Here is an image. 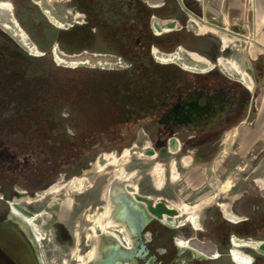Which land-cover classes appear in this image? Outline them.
I'll list each match as a JSON object with an SVG mask.
<instances>
[{
	"label": "rangeland",
	"instance_id": "rangeland-1",
	"mask_svg": "<svg viewBox=\"0 0 264 264\" xmlns=\"http://www.w3.org/2000/svg\"><path fill=\"white\" fill-rule=\"evenodd\" d=\"M3 1H7L10 8H13V15L15 16V5L13 0ZM31 1L38 3V8L41 12H44L43 9H46L60 21L64 25L61 29H67L71 27V25L83 21V14H78V12H76L70 5V0ZM142 1L146 4H155L157 2H171L172 0ZM26 16L28 17L23 23L19 22L17 19H15V21L19 28L27 35L29 42L35 46L37 50L36 54L31 53L23 46L20 39L14 36L12 30H7L2 26L9 21V14L0 8V83L7 84V87L20 81L23 83L22 87L26 90L32 89L37 93L40 92L42 94H40L41 97L55 95L58 99H62L63 95L57 96V92L68 91L67 93L70 99L67 97V102L72 104L73 100H83L82 97H84L83 94H85L83 87L90 85L89 82H91V80L99 79L100 77H123L121 71L130 67V64L124 62L119 56L106 51L102 43L97 42L92 49L71 53L62 50L56 42H53L49 46V40L45 30V25H47L45 22L48 21L47 15H44V21L40 16L36 17L32 14ZM177 21L178 24L173 22L163 23L151 18L150 28L155 35L160 36L181 32L177 36H173L172 43L176 42L171 50L162 49L157 45H152L150 47V55L154 62L165 65L173 64L181 70H184L189 76H199L202 80H209L227 86L233 85L234 80L240 79V76L228 65L224 67L223 64L217 63L216 59L221 56L227 57L233 52L237 54L241 53L243 49L241 41L238 39H230V47L232 49H227L222 52L220 51L222 43L217 35L206 32L196 36L194 32L200 33L201 31H198L193 23H188L185 15H180ZM17 47H20L31 56L43 58L41 60L43 63L41 62L42 65L40 66V70L42 69L44 71L39 73L35 67V62L26 59L25 56L17 51ZM153 48L162 54H172L180 51V59L169 62L158 61L153 54ZM55 50H57V55L60 60H62L61 62L57 61ZM189 53L200 56L206 60V62L196 60ZM183 64L190 68L183 67ZM93 69L94 71H92ZM261 77L262 76H260V84L252 89L253 91L250 95L249 102L251 101L252 105L250 108L248 105L245 110V113L248 114L249 112L246 123H249L253 119L258 110L259 105L257 104V99L258 93L261 90ZM53 85L54 87L61 88L62 91L59 88L53 89ZM5 98L7 103H11L17 96L10 95ZM6 105L0 109V123L2 121L3 126L13 129V124L18 121V117L12 106L7 105V107ZM239 123L240 118L229 126L224 127L213 136L198 135L195 138H191L193 135L192 133L180 132L179 134L175 133L167 136H158L155 130L148 131L139 129L136 131L135 139L128 146L120 150L113 149L110 151H103L98 155L110 153L112 156L108 159H104L103 156H101L100 162L106 164L110 163L114 157L116 158V164L118 163L116 168H121L122 172L126 173V176L134 173V177H136L134 178V186L129 185L127 190L132 192L137 199L145 201L150 206L153 205L161 211L163 210V215H165L163 216L165 218L164 221L167 222V224L176 227L181 224V226L178 227V233L185 236L184 238L180 236L181 238H197L200 242L197 239L192 240L195 245L212 246L211 243L206 242L210 240H208L205 235L207 229L205 227V222L210 218L212 209L214 210L217 208L221 211V215L225 216L221 206H227L231 213L230 220L236 222L246 218L243 209L246 208L247 197L258 196L262 197L264 200V140L258 142L254 149L247 153H245V151H239L237 149L238 143L236 133L239 127L243 125ZM44 124L46 123H42V125ZM55 124L57 127L60 126L56 122ZM36 129L34 133L37 134V132H39L38 129L43 130L45 128L37 127ZM233 129L235 135L232 144L228 146L227 151L222 152L220 155L224 158L221 165L224 167L225 171L215 175L217 181L215 184H212V186H207L200 191H191L185 186L182 180L183 171L194 163H207L210 161L214 154L221 149L220 140L224 133ZM69 132L71 131L69 130ZM125 150H127L126 155L122 156ZM168 150L170 152H168ZM98 155L91 163L96 161ZM171 159H175L176 161L175 170L170 166ZM157 163L163 164V169L160 170V175H162V177H156L152 171L150 172ZM87 168L90 169L91 167L87 165ZM113 168L114 167L109 164L105 170L104 176H101L99 180H94L92 186L86 181H68L74 177H80L82 175L81 172L73 174V176L70 177H65L64 174H61L50 184V186H52L58 181L67 180L61 192L44 195L41 201L30 205L22 203L32 214H37L35 221L37 224L36 233L43 238L39 249L44 264H78L76 256L86 253L89 247L85 232H90L92 226L91 221H82L80 227H83L84 230L80 234V239L77 242L72 233H68L66 227H63V229L67 234V238L61 239L57 237L54 221L59 220L65 222L71 229L80 214L84 213L93 216L97 212L102 211L106 203L105 199L102 197V193L106 184L109 182L108 179H110ZM176 174L178 177L173 180L172 178H174ZM19 180L23 182L22 178ZM24 180L22 184L28 183L29 185L34 182V179L26 180V178H24ZM0 188L5 190V192H2L0 189L1 217L3 212L7 211L11 206L10 202L17 198L13 195L14 185L11 187L12 189L9 188L7 184L0 185ZM15 188L26 191L24 187ZM6 193L7 195H5ZM63 198H71L75 202L71 221H69L68 218L57 215V203ZM78 202L81 204L79 208L76 207V203ZM26 214L30 216L29 213ZM192 219H196L198 228L192 227ZM233 238L262 243L264 247V230L259 232L257 237L231 235L230 240ZM231 247L232 244H229V248L223 255L222 260H208L209 264H236L230 256ZM243 250L252 257L251 264H264V257L250 249L245 248ZM213 251L215 252L214 248ZM213 251L210 250L209 253ZM218 253L219 252L216 254ZM262 254H264V250ZM256 258H258V261L255 260Z\"/></svg>",
	"mask_w": 264,
	"mask_h": 264
},
{
	"label": "trees",
	"instance_id": "trees-1",
	"mask_svg": "<svg viewBox=\"0 0 264 264\" xmlns=\"http://www.w3.org/2000/svg\"><path fill=\"white\" fill-rule=\"evenodd\" d=\"M70 5L84 15L85 22L67 29L48 25L45 30L49 46L56 42L62 50L71 53L102 43L106 51L119 56L130 67L121 71L123 77L91 80L90 85L83 87V100H73L72 104L67 102L68 91L57 92V96L63 95L58 99L55 95L41 97L40 92L26 90L20 81L10 87L0 83V109L6 104L12 106L18 117L13 129L0 123L3 154L0 185L11 188L20 178L23 179L20 183H24V178L51 183L61 173L72 176L86 168L99 153L128 146L135 139L137 129L150 123L149 116L166 109L175 94L202 81L176 65L158 64L151 58L152 45L171 50L176 42L172 43L173 36L181 33L153 34L151 17L163 15L161 9L151 8L142 0H70ZM171 6L170 13H173L176 5ZM16 49L35 62L39 73L44 71L40 70L43 58L31 56L20 47ZM256 67L257 76H262L263 65L257 63ZM6 95L17 98L7 103ZM37 127L45 129H38L36 134ZM16 161L21 163L19 175L14 169ZM34 162H38L37 168L32 167ZM22 185L28 186V183ZM243 211L246 218L235 224L215 215L227 230V236L235 233L257 237L264 230L262 197H247ZM227 236L221 247L224 253L229 248Z\"/></svg>",
	"mask_w": 264,
	"mask_h": 264
},
{
	"label": "flooded vegetation",
	"instance_id": "flooded-vegetation-1",
	"mask_svg": "<svg viewBox=\"0 0 264 264\" xmlns=\"http://www.w3.org/2000/svg\"><path fill=\"white\" fill-rule=\"evenodd\" d=\"M3 2H7V1H3ZM13 2L15 5L14 8L15 16L13 15L12 7H11V13L10 11L5 10L6 12H8L9 20L11 22L12 19L10 18L12 17L14 18V20L17 19L19 22L23 23L24 20L28 17L26 15L30 16L31 14L36 17L38 16L43 17L44 18L43 21L45 20L46 14H44V12H41L39 10L38 8L39 5L37 2L35 1L32 2L31 0H13ZM38 11L40 12V14H38ZM47 19H48L47 21L48 23L45 22L47 24L45 25V28H47L48 25L55 26L59 29L62 28L54 24L48 17ZM84 22L85 21L83 15V21L77 22L76 24H81ZM233 85L227 86L224 84H217L209 80H202L200 82H197L194 84V86L191 89L182 93L180 92L175 94L171 99L169 106L166 109L158 111L154 115L149 116L150 123L148 125H141V127H139L137 130L139 129H145L148 131L155 130V133L158 136H167L175 133L179 134L180 132L192 133L193 135L191 136V138L192 137L195 138L198 135L213 136L217 134L219 131H221L224 127H227L230 124L236 122L238 118L244 116L243 113L246 112L245 110L250 99L249 91L245 87L241 86L236 80H234ZM2 155L3 154L0 151V157ZM32 164H33L32 167L34 168L38 167V162H34ZM86 168L81 169L77 173L82 172V170ZM14 169L15 172L19 175L21 172V163L19 161H16V163H14ZM61 174H64V176L67 177L65 173H61ZM61 174H59L58 176H60ZM72 179L68 181H71ZM63 181L67 182V180H63ZM122 182L127 184L123 179L112 180L110 183L108 182L109 184L108 183L106 184L107 186L106 196L109 202H110L109 199L110 194L112 192H117V190L121 188ZM52 183L53 182L47 183L43 179H39V180L37 179L34 180L32 184L28 186H23L22 183L15 181L13 195L16 196L17 199L26 196L33 197L39 193H43L45 190H48L57 182L54 183L52 186H50V184ZM15 187H20V188L24 187L26 191H21L19 189H16ZM115 194H117L119 197L122 196L120 193H115ZM134 199L136 201L138 200V202L140 201V204H144V202H142L141 200L136 199L135 196ZM64 200H67L69 204V213L67 214V216L60 215V207L62 206ZM22 203L17 206L18 211H21L24 214L29 213L30 216L32 215L35 216V217L33 216L34 220L32 225H29V228H27V226L19 218L14 216L12 211L11 213L14 216V218L18 221V223L21 224L25 228V230L30 232V236L33 242L38 247H40L43 238L37 243L35 242L31 234V232L35 235L37 234L36 233L37 224L35 223L37 214H32V212L27 210L26 206L22 205ZM121 203L122 202L120 200H117L116 198H113V200L110 202L112 206V210L110 215L107 216L108 224L103 226L104 229H102L97 225L94 226V224L91 222L92 226L90 228V232L87 231L85 232V237L88 240V247H89L86 252L90 251L92 235L97 236L99 240L97 244L96 258L88 260L86 264H91L94 263L96 260L101 259V257L104 255V251L107 250V248L115 247V246L118 247V249H120L121 251H125L127 254L128 253L131 254L129 258L121 259L118 264H209L208 260H212V259L222 260L223 255L225 254L221 250V247H222L223 239L227 236L226 235L227 230H225L223 226H221V224L219 223V219H216L215 215L218 214L221 218L233 224L242 221L240 220L235 222L233 220L227 219L225 216L221 215V211H219L217 208L214 210L212 209L210 212L211 214L210 218L205 222V227L207 228L205 235L207 236L206 238L210 240L206 242L212 244L215 253L217 252L219 253L216 254L215 257L209 255L206 256L205 258H201L195 256L190 251L185 250L184 249L185 246H182L178 242L179 240L192 241L197 238L183 239L185 236L178 233V227H180L181 224L176 227L171 224H167V222L161 223L163 219L158 218L154 215H153L154 217L162 221L159 222L158 220H150L143 226L140 232V236H132V234L129 235L128 226L126 224H122V222H120L116 218L118 214L117 204H119L120 206L122 205ZM30 204H26V205H30ZM76 204H77L76 205L77 208H79L81 205L80 202ZM144 206L146 207L145 204ZM74 208H75V202L73 199L63 198L60 200L59 203H57L56 206V209L58 210L57 215L63 218H68L69 221H71L74 213L73 210ZM82 214H80L79 218L75 221L71 229L69 226H67V223L65 224V222L55 220L54 223L56 225L55 229L57 231V237L61 239L67 238V234L63 229V227H66V229H68V233L73 230L74 226L80 227L83 221L82 219H80ZM9 215H10V208H8L7 211L3 212V215L0 217V219L4 220ZM80 228L84 230L83 227ZM231 235H236V234L231 233L227 236L228 244L232 243L231 242L232 239L230 240ZM180 236L183 238H181ZM255 260L258 261V258H256Z\"/></svg>",
	"mask_w": 264,
	"mask_h": 264
},
{
	"label": "crops",
	"instance_id": "crops-1",
	"mask_svg": "<svg viewBox=\"0 0 264 264\" xmlns=\"http://www.w3.org/2000/svg\"><path fill=\"white\" fill-rule=\"evenodd\" d=\"M172 1L166 3L157 2L155 4L147 3L149 7L161 9L163 11V15H153L151 18L163 23L173 22L178 24L177 18H179L180 15H185L188 23H193L198 31H201L200 33L194 32L196 36L202 35L206 32L217 35L222 43L220 50L222 52L227 49H232L230 47V39H238L241 41L243 49L239 55L236 52H233L227 57H217L216 62L221 58L225 61H235L244 67L249 73L248 84L244 82L241 77L236 81L241 86L248 89L250 95L253 91L252 89L260 84V76H257V63L263 65L261 90L258 93L257 99V104L259 105L258 110L249 123H246L249 117V112L248 114L244 113V116L240 118L239 123L243 125L239 127V130L236 133L238 143L237 149L242 152L245 151V153L253 150L258 142L264 140V0ZM171 4L176 5V9L173 13H170L172 7ZM223 39H226L228 42L224 43ZM248 105L250 108L252 105L251 101ZM225 134L226 133H224V135ZM224 135L220 140L221 149L214 154L210 161L207 163H194L183 171L182 180L185 186L191 191H200L207 186H212V184H215L217 181L215 175L219 172L223 173L225 171L224 167L221 165L224 158L220 155L222 152L228 150V146L232 144L233 140L231 143L225 144L223 139ZM168 152L170 151L168 150ZM128 186V183L124 185L126 190ZM130 193L134 198L132 192ZM146 205L152 215L163 220L165 219L163 217L165 216L163 215V210L161 211L153 205L150 206L148 203H146ZM223 206L224 205L221 207Z\"/></svg>",
	"mask_w": 264,
	"mask_h": 264
},
{
	"label": "bare ground",
	"instance_id": "bare-ground-1",
	"mask_svg": "<svg viewBox=\"0 0 264 264\" xmlns=\"http://www.w3.org/2000/svg\"><path fill=\"white\" fill-rule=\"evenodd\" d=\"M0 8H2L3 10H7V11H11L10 5L8 2H3L0 1ZM44 13L47 15V17L57 26L63 27L64 25L58 21L48 10L43 9ZM8 13V12H7ZM12 19V22L9 20L8 22H6L5 24H3L2 26L7 29V30H12L14 36H17L20 39V42L22 43L23 46H25L31 53H35L37 52L35 46L29 42L27 35L19 28L18 24L15 22L14 18H10ZM224 43H227L228 41L226 39H223ZM55 56L58 62H61L62 60H60V58L57 55V50H55ZM153 54L155 56V58L158 61L161 62H169V61H173V60H179L180 59V51L172 53V54H162L160 52H158L156 49L153 48ZM191 56H193V58H195L198 61H205L203 58H201L200 56L193 54V53H189ZM239 55V54H238ZM235 56V55H234ZM240 57V56H239ZM242 57V56H241ZM240 60V59H238ZM244 61V60H243ZM219 64H223L224 67L226 65H228L233 71H235L241 78L242 80H244V82L248 83V77H249V73L247 70L244 69V67H242L240 64H238L235 61H225L224 59L222 60L221 58L219 59ZM209 64V63H208ZM244 65V62H243ZM183 67L185 68H190L187 65L183 64ZM251 82V81H250ZM235 135V131L234 129L227 132L224 135V142L225 144H229L231 143V141L233 140ZM127 150H125L122 154V156L126 155ZM101 156H103L104 159H108L110 158L112 155L110 153H103V155H98V158L96 159L95 162L92 163L90 170L88 171V173L86 174H90L93 173V176H80V177H74L72 180L75 182H81V181H86L88 184H90L91 186L94 184V180L96 179H101V176H104L105 174V170L107 168V166L110 164L112 165L114 168L111 171V176L109 180V183L112 180H116V179H123L126 183H128L131 186H134V173L130 174L129 176H126V173L122 172L121 168H116L117 164H116V158L113 157L112 162L110 163H101L100 162V158ZM120 156V155H118ZM121 158V157H119ZM119 160V159H118ZM170 166L173 170L176 169V161L175 159H171L170 161ZM111 167V166H110ZM170 168V167H169ZM163 169V164L161 163H157L154 167L153 170H150V172L152 171L153 174H155L156 177H162V175H160V170ZM90 172V173H89ZM177 173V172H176ZM108 174V173H107ZM97 176V177H96ZM178 177V175L176 174V176L174 178H172L173 180L176 179ZM108 183V184H109ZM65 184V181H58L56 184H54L52 187H50L48 190H45L43 193H39L33 197H23V198H19V199H14L11 203V208H12V213L14 214V216H16L17 218H19L26 226L27 228H29V225H32L33 223V216H28L26 214H24L21 211H18L17 206L19 204H21L22 202L25 204H30V203H34V202H39L44 195H48L50 193L52 194H57L59 192L62 191L63 189V185ZM106 190H107V186H105V189L102 193V197L103 199H105L106 203L103 207L102 211L97 212L96 214H94L93 216L89 215V214H82L81 218L82 220H91V222L99 227H101L102 229H104V225L108 224L107 223V216L110 215L111 210H112V206L106 196ZM101 195V194H100ZM146 205V203H144ZM147 207V205H146ZM223 213L224 215L231 219V213L229 212V209L227 206H223L222 207ZM69 213V204L67 202V200H64L62 206L60 207V215L61 216H67V214ZM194 217V216H193ZM191 225L193 228H198V223L196 222V219H192L191 220ZM93 226V227H94ZM93 230V228H92ZM72 235L74 236L76 242L79 241L80 239V234L83 232V229L79 226H74L73 230L71 231ZM35 242H39L42 237L39 235H35L31 232ZM98 237L92 235L91 236V248L89 252L83 253L81 255H77L76 256V260L78 261V264H86V262L88 260L94 259L97 256V244H98ZM179 244H181L182 246L185 247H189L193 250H195L196 252H198L201 255L204 256H216V253L213 251V247L210 245H195L192 241H182L179 240L178 241ZM232 247L230 250V256L231 259L236 263V264H251L252 262V257L248 254H246L244 252L243 249L247 248L250 249L254 252H259L262 253V251L264 250V247L262 245V243H258V242H251V241H245V240H238V239H232ZM210 250H212L213 252L209 253Z\"/></svg>",
	"mask_w": 264,
	"mask_h": 264
},
{
	"label": "water",
	"instance_id": "water-1",
	"mask_svg": "<svg viewBox=\"0 0 264 264\" xmlns=\"http://www.w3.org/2000/svg\"><path fill=\"white\" fill-rule=\"evenodd\" d=\"M218 63V60H217ZM92 163H89L91 167ZM90 169L82 170V175L93 176V173H88ZM81 175V176H82ZM125 183L122 182L121 188L117 192H112L109 196L110 202L113 198L120 200L122 205H118L117 219L128 226V233L132 236H140V232L143 226L150 220H158V218L151 215L144 204L136 201L130 192L124 187ZM115 193H120L119 197ZM4 219H0V264H44L40 256L39 247L33 242L30 232L18 223L11 213ZM161 223H165L163 220ZM185 250L190 251L197 257L205 258L191 248L184 247ZM262 257L264 254L256 252ZM130 253L121 251L118 247H110L104 251V255L101 259L96 260L91 264H118L121 259H127L130 257Z\"/></svg>",
	"mask_w": 264,
	"mask_h": 264
}]
</instances>
